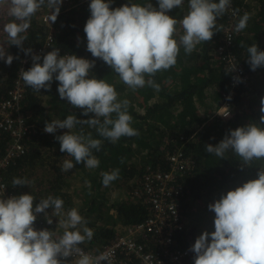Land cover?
Returning <instances> with one entry per match:
<instances>
[{
  "label": "trees",
  "instance_id": "1",
  "mask_svg": "<svg viewBox=\"0 0 264 264\" xmlns=\"http://www.w3.org/2000/svg\"><path fill=\"white\" fill-rule=\"evenodd\" d=\"M73 2L78 7L61 13L54 22L53 46L59 48V54H74L95 61L94 67L90 69V76L104 79L115 87L118 99L130 101L128 112L133 118L131 126L138 130L139 135L121 137L112 143L99 137L95 129L78 125L74 131H79L82 127L85 134L91 132L93 138L102 139L100 150H93V155L99 159L100 164L95 169H88L82 162L76 163L73 160L74 167L69 171H62L63 161L69 156L60 151L59 141L55 137L67 130L57 129L55 134H49L44 131L45 122L63 119L69 114H75L80 119H88L94 114L82 115L81 109L74 108L67 100L61 99L57 91L59 82L55 79L50 89H41L40 92L26 85L22 112L26 121L35 125V130L22 138L26 146L25 154L17 157L2 172L12 195L32 194L35 197L34 207L40 199L52 195L64 201L65 210L76 208L94 233L92 239L85 241L80 247L96 252L119 235L120 228L136 225L145 218L147 210L138 200L141 198L131 196V191L134 192L137 188L135 184L142 177L145 165L164 171L171 170L179 176L182 187L179 204L183 222L194 203L203 201L206 197L217 200L228 190L256 178L258 170H264V159L254 160L250 166H245L231 151L226 153L227 158H219L207 153L205 149L206 144L216 145L229 129L259 123L261 115H264L260 111L261 105L256 102V99L264 97V66L252 71L247 63L248 46L256 44L259 50L264 51V0H231L230 7L242 10V15L249 14L247 27L239 33L234 30L229 45L225 46L222 39L226 36L224 28L228 25L230 16L227 11L218 17L217 25H223V28L214 33L210 42L198 44L190 55L185 54L181 46L176 65L155 74L153 79L159 84V91L147 85L135 91L129 89L102 59L92 57L86 49L87 40L83 30L90 17V0ZM127 3L143 4L145 0H112L110 8ZM150 3L158 8L157 0H150ZM187 11L188 0H183L180 8H173L167 14L180 20ZM37 15L38 13L31 19V27L27 30L28 38L24 42V46L32 50L42 45L45 37L44 27ZM237 22L234 20L233 24ZM176 29L175 38L178 40L183 30L180 24H177ZM6 41L7 34L0 35V42ZM220 44L224 46V53L231 52L243 65L249 80L245 84L231 86L233 72H227L229 69L224 61L216 58V50ZM7 51L18 58L13 59L11 65L0 60V100L7 96L18 67L28 56L15 45H9ZM249 74L253 75L252 80L249 79ZM253 91L255 94L252 97ZM137 92L144 101H149L143 110ZM249 95L251 98L247 102ZM44 99L52 103L58 100V110L51 113ZM224 104H227L229 111L227 117L219 114ZM6 139L7 134L1 132L0 151ZM174 153L188 159L187 170L179 172L185 168H173L175 163L166 154ZM116 168L120 170L119 179L107 187L103 186L101 174ZM14 177L27 178L33 183L29 186H12ZM71 180H75L77 186H71ZM85 181H89L91 187ZM116 188L119 193L113 195L111 191ZM47 211L50 213L51 210ZM52 220L51 225L47 224L44 214L40 213L37 214L34 225L62 234L57 218ZM192 239V234L185 233L184 225V230L175 233L174 243L178 248L190 250ZM191 255L194 258V254Z\"/></svg>",
  "mask_w": 264,
  "mask_h": 264
},
{
  "label": "clouds",
  "instance_id": "2",
  "mask_svg": "<svg viewBox=\"0 0 264 264\" xmlns=\"http://www.w3.org/2000/svg\"><path fill=\"white\" fill-rule=\"evenodd\" d=\"M111 2L90 0V17L83 29L86 49L92 57L102 59L133 91L146 85L159 91L160 86L153 79L155 74L176 65L181 46L185 54L190 55L198 44L210 42L214 33L223 28L217 25V18L232 8L231 0H188V11L177 20L167 13L180 8L183 0H157L158 8L153 7L150 0L115 8H110ZM61 4L62 0H0V6L6 5L7 15L11 17L3 25L7 47L0 44V60L11 65L13 59L18 58L7 51L9 45H15L25 55L31 54L32 66L19 72L25 85L40 92L50 89L55 79L59 82L57 91L61 99L81 109L82 115L94 114L88 119L69 114L63 119L45 122L44 131L55 134L57 129L67 130L55 137L60 151L72 158L63 161L62 171L72 169L73 160L95 169L100 161L93 150H100L102 139L93 138L91 132L85 134L82 127L74 131L78 125L95 129L99 137L112 143L121 137L138 136L139 132L131 126L130 101L118 99L115 87L104 79L90 76L94 60L74 54L60 55L59 48H52L43 55L41 63V56L24 46L32 17L36 13L40 15L38 10L47 7L49 21L55 22ZM237 12L240 17L234 30L239 33L247 27L250 16L234 8L232 15L236 16ZM177 24L183 30L178 40L175 38ZM247 53L252 71L264 66V51L256 44L248 46ZM234 70L235 65H232L227 72ZM260 111L264 113V97ZM219 114L227 117L229 111L226 108ZM261 125H264V115L259 123L229 129L216 145L206 144V152L227 158L226 153L231 151L243 165L250 166L254 160L264 159V127ZM119 174V168L103 172V186L119 179ZM31 183L33 181L27 178L12 180V186ZM85 184L91 187L89 181ZM4 188L0 191V264H67L73 256L75 264H110V254L92 256L80 247L90 241L94 233L76 208L65 210L64 201L52 195L40 199L34 207L32 194L4 198ZM208 209L215 214L214 230L202 231L191 245L193 264H264V170H258L256 178L222 194ZM47 210H51L50 213ZM40 213L49 225L53 223L52 217H56L62 234L47 228L35 229L33 225Z\"/></svg>",
  "mask_w": 264,
  "mask_h": 264
},
{
  "label": "built area",
  "instance_id": "3",
  "mask_svg": "<svg viewBox=\"0 0 264 264\" xmlns=\"http://www.w3.org/2000/svg\"><path fill=\"white\" fill-rule=\"evenodd\" d=\"M72 0H62L60 13L70 10L73 6ZM233 8H230L228 14V25L224 31L226 36L222 39L223 45H229L232 32L235 25L234 20L239 19L240 14L232 15ZM50 12L47 7H43L40 12V22L45 31V37L42 45L32 50V53L39 54L41 58L47 52L51 51L53 46V25L49 21ZM220 44L216 50V58H221L225 66L229 69L235 65V70L231 79V86L245 84L248 76L241 62L229 51L224 53V46ZM62 55V54H60ZM66 55V54H64ZM32 66L31 54L21 62L18 67L13 83L7 92V96L0 100V133H6L7 139L3 142L0 151V191L4 188V198L13 196L3 178V170L17 157L25 154L26 146L22 142L23 136L35 130V125L26 121L22 112V101L26 91V85L20 78L21 69L28 70ZM236 78H239L237 81ZM225 97H228L226 95ZM227 104L221 106L219 112L223 113ZM175 152V151H174ZM174 161L175 168H188V159L182 157L179 153L174 155L166 154ZM179 176L173 171H164L158 167H152L149 164L144 166L141 179L135 184L137 188L131 191V196L137 198L144 204L147 214L145 218L136 225L125 226L119 235L113 240L105 243L96 252L83 249L89 255L96 256L100 253H108L111 257L110 264H193L194 258L192 251L187 248H178L175 246V233L184 230V222L181 216L179 198L182 196L181 182ZM130 194V192H129ZM35 229H45L44 226L33 225ZM155 240V243L153 241ZM152 247L147 250L148 246ZM194 254V253H193ZM76 257L69 258L67 264H75Z\"/></svg>",
  "mask_w": 264,
  "mask_h": 264
},
{
  "label": "rangeland",
  "instance_id": "4",
  "mask_svg": "<svg viewBox=\"0 0 264 264\" xmlns=\"http://www.w3.org/2000/svg\"><path fill=\"white\" fill-rule=\"evenodd\" d=\"M73 1V0H72ZM71 8L69 9H73L75 7H78L77 4H73V6H70ZM43 10V7L38 10L39 12H41ZM66 12H69V10L67 11H64L62 13H66ZM61 14V13H60ZM38 17V16H37ZM40 17V15H39ZM11 19V17H9V20ZM0 44H3L5 47H6V42L5 43H2L0 42ZM252 75V74H251ZM250 76L249 79H253V75ZM249 81V80H248ZM137 94L139 95V98L141 100V108L142 110L144 108L147 107L148 105V102L149 101H144V99L142 98L141 94H139V92H137ZM206 96H207V93H205ZM255 92L253 91L252 92V97L254 96ZM250 98H251V95H249L247 97V102L250 101ZM44 102L48 105V109H50L51 113L55 112L56 109L58 110V105H59V101L58 100H55L54 103H52L51 101H47V99H44ZM256 102L259 103V106L261 105V98H258L256 99ZM158 122L159 123H162V120L161 119H158ZM70 159V157H68ZM66 158V159H68ZM138 159V158H137ZM134 183V179L132 181ZM70 185L71 186H77L75 180L74 181H69ZM132 184V183H131ZM76 190V189H75ZM118 189H114L113 191H111V193L113 195H118ZM127 197V196H126ZM129 198V197H128ZM214 202V198L212 199H209V197H206L203 201H200V202H197V203H194L193 207L190 208V211L189 213H187L185 216H184V225H185V233L188 232L189 234H192L193 236V239L191 241V245L194 243L195 239L199 236V234L202 232V231H213L214 230V212L210 211L208 209V205L210 203ZM54 218V217H52ZM122 230V228H120V231ZM119 231V229H118ZM190 245V247H191Z\"/></svg>",
  "mask_w": 264,
  "mask_h": 264
},
{
  "label": "crops",
  "instance_id": "5",
  "mask_svg": "<svg viewBox=\"0 0 264 264\" xmlns=\"http://www.w3.org/2000/svg\"><path fill=\"white\" fill-rule=\"evenodd\" d=\"M9 21V16L7 15V6H0V35L6 34L3 32V25Z\"/></svg>",
  "mask_w": 264,
  "mask_h": 264
}]
</instances>
